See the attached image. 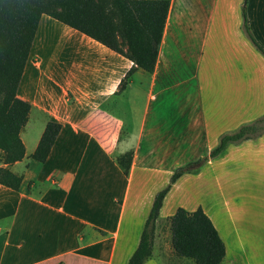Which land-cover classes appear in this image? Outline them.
<instances>
[{
  "label": "crops",
  "instance_id": "crops-1",
  "mask_svg": "<svg viewBox=\"0 0 264 264\" xmlns=\"http://www.w3.org/2000/svg\"><path fill=\"white\" fill-rule=\"evenodd\" d=\"M246 14L264 47V0H247ZM250 42L240 0H168L153 69L136 67L118 88L128 58L41 14L16 87L29 103L24 155L7 167L21 180L0 183V264H126L154 193L210 146L205 107L228 122L249 118L241 115L254 93ZM249 141L264 160V132L239 142ZM262 162L252 164L264 195ZM162 201L141 264L170 262L158 252L173 213ZM199 206L223 241L220 262L244 250L246 264H264V208L241 221Z\"/></svg>",
  "mask_w": 264,
  "mask_h": 264
},
{
  "label": "trees",
  "instance_id": "trees-1",
  "mask_svg": "<svg viewBox=\"0 0 264 264\" xmlns=\"http://www.w3.org/2000/svg\"><path fill=\"white\" fill-rule=\"evenodd\" d=\"M247 0H241V25L264 57V47L253 36L246 14ZM168 8V0H0V183L17 188L21 176L7 164L24 155L20 129L27 119L29 103L16 95V87L41 14L84 33L131 62L121 77L123 88L130 73L141 67L151 71L157 55ZM264 132V114L222 133L207 156L219 153L228 142H238ZM194 161L176 166L168 182L151 200L137 245L126 264H141L151 255L155 219L169 184L184 172L195 169ZM170 245L175 255L194 264H219L224 244L209 216L197 206L187 210L177 206L168 216Z\"/></svg>",
  "mask_w": 264,
  "mask_h": 264
},
{
  "label": "rangeland",
  "instance_id": "rangeland-1",
  "mask_svg": "<svg viewBox=\"0 0 264 264\" xmlns=\"http://www.w3.org/2000/svg\"><path fill=\"white\" fill-rule=\"evenodd\" d=\"M49 42H52V40ZM251 46L253 54L254 93L251 106H245V110L241 115L245 117L249 116L244 122L253 120L264 114L261 112L264 109V63H262L264 57L253 43H251ZM205 111L208 117L206 139H211L210 146L206 149L205 141L204 150L202 146L198 149L201 155H198L193 160L195 169L191 170V172L189 171L190 174H185L181 177L179 175V178L173 181L174 184L171 182L172 186H170L171 183L169 184L162 201V210L166 211L168 208H173L174 211L177 206L193 210L201 204L213 219H215V216H223L227 219V214L233 213L241 215V218L237 217V219L244 221L245 218L242 216L246 211H251L255 215L257 211L259 212L264 208V195L260 194L261 190H258L259 186L254 184L256 182L255 177L258 175L255 168L256 165L252 164L256 163L259 165L264 161L261 157H256V154L253 152L254 147L259 142H228L219 153L208 157L209 162L205 160L198 164V159L207 156L209 149L217 143L222 133L230 132L243 123V121L239 120L228 122L223 117L213 114L212 104L207 105ZM231 162L236 163L237 166L230 165L229 163ZM218 164H223V168H218ZM230 171V174H226V172ZM250 179L251 181H249ZM230 181L233 184L229 187L227 184ZM262 188H264V185ZM164 234L162 235L163 242H161L158 252L162 256L170 258L169 264H194L192 260L181 259L173 253L170 245L169 228L166 235ZM231 251L234 250H227L228 253H231ZM234 252L236 259L233 260V264H246L244 250H235ZM220 264L228 263L224 260ZM253 264H255L254 261Z\"/></svg>",
  "mask_w": 264,
  "mask_h": 264
}]
</instances>
